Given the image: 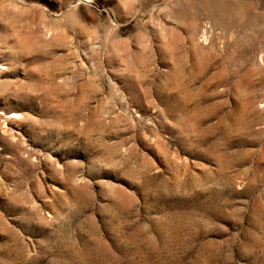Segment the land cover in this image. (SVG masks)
<instances>
[{"label": "rangeland", "instance_id": "rangeland-1", "mask_svg": "<svg viewBox=\"0 0 264 264\" xmlns=\"http://www.w3.org/2000/svg\"><path fill=\"white\" fill-rule=\"evenodd\" d=\"M0 264H264V0H0Z\"/></svg>", "mask_w": 264, "mask_h": 264}, {"label": "bare ground", "instance_id": "bare-ground-1", "mask_svg": "<svg viewBox=\"0 0 264 264\" xmlns=\"http://www.w3.org/2000/svg\"><path fill=\"white\" fill-rule=\"evenodd\" d=\"M85 1H87V2H88V1H91V0H85ZM13 116H14V115H13Z\"/></svg>", "mask_w": 264, "mask_h": 264}]
</instances>
